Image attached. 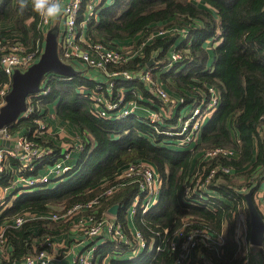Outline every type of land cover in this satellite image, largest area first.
I'll return each instance as SVG.
<instances>
[{"label":"trees","instance_id":"obj_1","mask_svg":"<svg viewBox=\"0 0 264 264\" xmlns=\"http://www.w3.org/2000/svg\"><path fill=\"white\" fill-rule=\"evenodd\" d=\"M90 2L82 0L77 21L79 34L85 28L87 38L93 42L118 46L120 42L133 41L139 34H148L158 24L163 23L166 28L181 21L187 25L183 41L177 43L178 34L158 36L146 44L142 57H135L124 66L140 70L152 64L154 80L161 75L164 81L171 79L172 85L165 83L166 87L175 90L178 97L173 117L162 123L164 127L176 126L177 116L188 105L209 100L210 87L218 92L219 105L205 119L197 142L179 146L176 136L160 133L155 130L156 125L136 115L119 120L94 115L90 96L81 91L91 90L95 84L84 73L71 77L50 73L49 92L31 96L34 104L31 116L17 120L8 130L12 135L27 133L32 138L34 119L41 109L47 117L50 104L56 102L53 115L79 129L82 149L75 152V165L64 180L54 187L15 191L5 199L4 206H0V227L22 212L59 211L61 208L56 210L59 207L88 202L107 188L124 183V178L117 179L116 175L128 164L144 160L158 172L161 190L157 204L143 215L138 209L134 219L147 246L152 242L159 250L119 259L129 248L104 240L96 246L95 254L111 257L110 264H176L182 236L202 229L221 236V246L216 251L196 240L182 264H249L256 246L250 242L239 245L236 232L241 214L249 229L245 190L253 189L254 201L262 188L260 198L264 201V0H115L98 12L103 0L91 12ZM85 17L83 27L80 22ZM39 22L40 16L32 9L30 0L23 10L19 0H0V24L13 26L0 35L18 38L26 47H33L36 41L42 44L44 34ZM207 41L211 42V51L206 48ZM172 52L181 57L167 65ZM7 79L0 67V87ZM121 85L133 89L126 92L127 99L138 103L149 99L162 104L140 79ZM36 140L51 146L54 154L61 150L51 138ZM217 148L234 153L204 157V151ZM220 168H227L230 173ZM212 170L215 171L206 187L220 198L196 202L197 193L192 187L195 179L203 182ZM236 174L242 178L237 179L238 183ZM11 179L12 173L5 171L0 187L7 186ZM186 186L191 188L189 198L185 195ZM137 191L135 183L126 182L110 195L101 197L96 214L100 218L112 205H119L116 218L129 237L131 250L136 241L127 227L126 209ZM256 207L264 219L263 212ZM45 222L50 221L38 219L27 221L20 228H5L10 262L19 261L33 250L35 228L40 227L42 234L48 233Z\"/></svg>","mask_w":264,"mask_h":264},{"label":"built area","instance_id":"obj_2","mask_svg":"<svg viewBox=\"0 0 264 264\" xmlns=\"http://www.w3.org/2000/svg\"><path fill=\"white\" fill-rule=\"evenodd\" d=\"M81 2L82 0H65L63 2L66 12L59 16L63 25L58 35V50H61L59 56L63 61L71 65L74 63L75 66H73L75 68L79 67V72L84 73L87 80L94 81L95 86L91 87V90L81 91L90 96L94 115L113 120L136 115L138 118H143L150 124L156 125L155 130H159L160 133L176 136L179 146L195 144L199 139L205 119L219 105L218 92L210 87L209 92L211 96L209 100H201L200 103L194 106L186 107L185 110L188 109L185 113L184 111L181 113V111L177 116L176 126H169L170 130H172L171 132L162 123L165 119H171L173 113L171 112L170 115L163 116L161 105L156 106L154 110L149 111L145 116L140 114L136 110L138 106L137 102L126 98V92L133 89H125L121 83L136 78L140 79L158 100L166 104L169 101L167 91L152 77V71L155 67L149 64L140 70L126 68L124 67L126 63L134 60L135 57L143 56L141 49L132 52L130 49L112 46L102 41L93 42L86 36H83L82 33L79 34L77 18ZM94 2L95 0H91L88 5L89 12L94 9ZM86 19L87 17L80 22L81 26H85ZM51 21L52 19L46 20L40 17L39 28L43 31V34H45V30ZM162 32L160 31V33ZM84 44L87 47L84 48ZM42 50L43 41L42 44L36 41L33 47H26L18 38L0 35V67L4 74L8 76L7 81L0 87V98L5 100V95L11 88L13 71L15 69L26 70L32 63L38 60ZM180 57L179 54L172 52L169 55V64L180 59ZM108 67L113 68L109 69ZM93 71L97 72L98 76L91 74ZM49 74L44 76L38 92L27 95L25 109L19 113L11 124L19 119H26L31 116L34 111L31 96L46 95L49 92L50 88L47 87V76ZM44 83L46 84L44 85ZM174 107H176V104ZM45 115L47 114L41 109L39 116L34 119L36 127L32 133V138H29L27 133L10 134L8 127L11 124L0 128V178L5 171L12 173L11 182L7 186L0 187L1 194L5 195V199L10 198L12 191L16 188H19V191H33L44 187H54L64 180L66 173L74 166V164L70 163L72 159L71 152H79L82 149V136L76 134L70 140L69 146L54 154L51 146L39 144L36 140L39 137L48 140L50 126L48 124V116L46 117ZM2 141H8L9 144L5 145L1 143ZM218 153L232 155L234 152L217 148L204 151L203 155L205 158H212ZM220 169L225 173H230L227 168ZM214 171L212 170L211 174L203 182L196 181V184H200L199 190L193 188V192L196 191L197 193L196 202H211V198H220L219 194L206 187ZM122 178H124L122 180L124 183L107 188L102 194L88 202L75 203L68 208H61L59 211L22 212L12 217L11 221L6 222L0 227V264H55L52 252L57 248L49 233L34 238L33 250L19 261L10 262L8 260L9 246L4 236L5 228L7 226L20 228L25 222L34 218L57 222H60V219L64 218L67 222L75 220L78 223L76 227L81 229L83 236L90 241V244L78 252L73 251V257L67 264H94V252L97 243L92 241L95 239H103L102 241L108 240L110 242L116 241L126 245L129 248V258H136L142 252H150L152 249L159 250L160 247H153L154 243L152 242L147 246L137 225L134 231H130L133 239L136 241L135 248L131 250L129 237L125 233L122 223L116 218V215L110 214L107 210L102 217L96 218L101 197L110 195L126 182H133L138 187L137 194L126 209L127 216L128 214L135 216L138 209L140 210V215H143L157 204L162 182L155 167L148 161L140 160L128 164ZM190 189V186H186L185 195L187 198L191 196L189 193ZM260 197L259 202L264 206V201ZM3 203H5V200L0 202V204ZM63 209H66L64 213L59 214ZM259 210L264 215V208H259ZM248 232L249 229L246 227L245 216L241 214L238 218L236 232V240L239 245L245 246L249 242ZM179 234L182 236V233ZM182 239L183 241L179 249V259L176 264H182L184 260L188 259L190 250L196 240L214 248L216 251L223 242L221 236L211 235L208 230L202 229L186 233L182 236ZM66 249H69V247L66 246ZM255 250H260L263 257L261 264H264V240L262 245L256 247Z\"/></svg>","mask_w":264,"mask_h":264},{"label":"water","instance_id":"obj_3","mask_svg":"<svg viewBox=\"0 0 264 264\" xmlns=\"http://www.w3.org/2000/svg\"><path fill=\"white\" fill-rule=\"evenodd\" d=\"M58 27L52 26L44 36L43 50L34 63L26 70L15 69L12 73L11 88L5 95L6 103L0 107V128L11 124L20 112L25 109V99L28 94L40 90L41 82L48 73L61 76H73L79 72L73 65L63 61L58 53ZM1 143L8 145V141ZM253 189L245 193L249 212V242L259 247L264 240V219L258 212L252 199ZM119 205L114 204L109 209L110 214L116 215Z\"/></svg>","mask_w":264,"mask_h":264},{"label":"crops","instance_id":"obj_4","mask_svg":"<svg viewBox=\"0 0 264 264\" xmlns=\"http://www.w3.org/2000/svg\"><path fill=\"white\" fill-rule=\"evenodd\" d=\"M64 1L65 0L62 1V4ZM101 1L102 0H95L94 4L98 5ZM114 1L115 0H103V2L100 3V7L97 8V12L99 11V8L106 7L107 5H112L114 3ZM8 25L9 24H0V27L4 28V27H7ZM10 25H12V24H10ZM54 25H57L58 35H59V32H60L62 25H63L61 18L59 16L56 19H52L50 25L46 28L45 33H47L48 29ZM10 28H12V26ZM81 33L83 36L88 37L85 33V28H83L81 30ZM43 37H44V35H43ZM43 45H44V38H43ZM58 53H59V50H58ZM96 73L97 72H94V71L91 72V74H93V75ZM136 90L138 91L139 89L136 88ZM174 96L178 97L176 94H174ZM141 101L146 102L148 104L142 103V102H140V103L137 102L138 106L136 107V110H137V112H139L140 114H142L144 116L147 115V113L149 111L154 110L156 106L157 107L159 106L149 99H143ZM152 104H155L156 106L153 108V107H151ZM174 109H175V107H173V110H171V112L175 111ZM53 112H54V104L52 106L51 105L49 106L48 124L50 126L49 127L50 134H49L48 138L53 139L54 142L56 143V145H58V147H60L61 149H64L67 146L62 139H67V138H68V140L73 139L76 134H79V129L72 126L68 122L60 120L59 118H57L56 116L53 115L54 114ZM207 119L208 118H206V120ZM205 121H204V123H205ZM71 156H72V159H71L70 163L75 165L76 154L74 151L71 152ZM260 190L263 191L262 188ZM131 216L133 217L132 214H131ZM126 221H127V227L129 229V231H131V230L134 231L136 229L135 219L130 218V215L128 214ZM34 230H37V232H38L39 230H41V228L37 227ZM34 230H33V232H36ZM56 235L60 239L61 243L63 241H65V243H69V242L70 243H69V249H66V250L61 249L58 251L57 250L58 248H57V249L53 250L52 257L54 258L55 264H67L73 257V251L78 252V251L82 250L83 248H85L86 245L90 244V241L88 239H86L83 235H76L71 231L67 235L61 236L59 233H56ZM92 242H94V240ZM61 243H58V244H61ZM127 255H129V253H124L122 256L119 257V259L126 258ZM110 259H111V257H109V256L101 258L97 254H95L94 264H110L109 263ZM262 261H263V257H262L260 250H257V251L254 250L252 253V256H251L250 264H261Z\"/></svg>","mask_w":264,"mask_h":264},{"label":"rangeland","instance_id":"obj_5","mask_svg":"<svg viewBox=\"0 0 264 264\" xmlns=\"http://www.w3.org/2000/svg\"><path fill=\"white\" fill-rule=\"evenodd\" d=\"M107 6H110V5H107ZM12 25H8L7 27H4V28H1L0 27V34L2 33V32H4V31H9V30H11L12 28H10ZM164 26V24L162 23V24H158L157 26H155V28L156 29H153V30H151L148 34H139L135 39H133V41L132 40H130L129 42H126V43H123L122 44V42H120L119 44H118V47H122V48H126V49H130L132 52H135L136 50H139V49H141L142 51H141V53L143 54V51H144V47H145V45L146 44H148V43H150L154 38H156V37H158V36H162V35H166V34H178L179 35V39L177 40V43H179V42H181V41H183L184 40V38H185V35L187 34V32H188V27H187V25H185V24H183V22H179V23H176L175 25H172V26H170V27H163ZM13 27V26H12ZM10 28V29H9ZM160 31H163L162 33H160ZM10 36V35H9ZM44 36H45V34H44ZM10 37H12V36H10ZM44 38V37H43ZM143 43V44H142ZM205 45H206V48H208V50L209 51H211V42L210 41H207L206 43H205ZM161 62H163V60H161L160 61V63ZM169 64V63H168ZM73 65L75 66V64L73 63ZM169 65H171V64H169ZM169 67V66H168ZM76 68H78V70H79V67H76ZM161 77H162V75H161ZM158 78L156 81L158 82V83H160V85H162V87L167 91V93H168V103H166V104H161V106H162V112H163V116H168V115H170V113H171V110H173V107H174V105L177 103V97L176 96H174V94H175V90H173L171 87V89L170 88H168V87H166L167 86V84L168 83H170L171 85H172V83H171V79H169V78H167L165 81L163 80V78ZM165 83H167V84H165ZM157 85V84H156ZM168 89H166L164 86ZM155 90V89H154ZM170 100H172V101H170ZM155 104H157V105H159V102H157V101H153ZM55 105L56 104V102H53V103H51L50 105L52 106V105ZM190 107V105H188V108ZM187 108V109H188ZM186 109V110H187ZM175 110V109H174ZM186 110H184V113H185V111ZM166 120V119H165ZM164 120V121H165ZM182 120V119H181ZM205 124V123H204ZM167 130H169V131H171L170 130V128H169V126L166 128ZM174 130V129H173ZM64 142H65V144H66V146H69V144H70V140L71 139H69L68 140V138L67 139H62ZM125 170H126V167L123 169V170H121V172L120 173H118L117 175H116V178L117 179H120V178H122V175L124 174V172H125ZM238 178H240V174H236V181H237V179ZM240 179H242V178H240ZM195 181H198V182H200L201 180L200 179H195ZM263 182V181H262ZM237 183H238V181H237ZM206 185V184H205ZM192 187H194V188H197V189H199V187H200V184L198 183V184H196L195 183V185L194 186H192ZM264 188V187H263ZM20 189L19 188H16V189H14L13 191H12V193H14L15 191H19ZM249 189H246L245 190V193L248 191ZM2 191H0V202H2L3 200H5V195L3 196L2 194ZM257 194V196H256V198H255V200H254V204H256L257 206H258V208H264V206H262L261 204H260V202H259V197L262 195V191L261 190H258V192L256 193ZM255 205V206H256ZM0 206H4V204H0ZM56 207H54V209H55ZM60 208H62V207H59L58 209H56V210H59ZM257 208V207H256ZM66 209H63L59 214H63L64 213V211H65ZM35 217H37V216H35ZM130 218H135V216L133 215V217L130 215ZM39 218H34V219H30V220H28V221H34V220H38ZM61 221L60 222H57V221H50V222H45V223H47L48 224V226L46 225V228L49 230L48 231V233H49V235L52 237V239H53V241H54V243H55V247L56 248H58L57 250L59 251V250H61V249H63V250H66V246L67 247H69V243H65V241H63L62 243H61V241H60V239L58 238V236L56 235V233H59L61 236H63V235H67L70 231L71 232H73L74 234H76V235H83L82 234V231H81V229H79L78 227H76V225L78 224V223H76L75 222V220L73 221V220H71L70 222H67V220L66 219H60ZM49 221V220H48ZM64 222H67V223H64ZM58 223V224H57ZM1 229V228H0ZM39 229V228H38ZM129 230V229H128ZM34 231H36V232H34L33 234H34V236L36 237V238H38V237H41V236H43V234H42V229L41 230H39L38 232H37V230H34ZM95 240H97V239H95ZM58 243H61V244H58ZM97 245H99V244H101L102 243V239L101 240H98L97 242ZM95 253V252H94ZM126 253H129V251H127Z\"/></svg>","mask_w":264,"mask_h":264},{"label":"clouds","instance_id":"obj_6","mask_svg":"<svg viewBox=\"0 0 264 264\" xmlns=\"http://www.w3.org/2000/svg\"><path fill=\"white\" fill-rule=\"evenodd\" d=\"M28 4H29V0H19V7L21 10H23V8L28 6ZM30 4H31L32 9L40 17L46 20L56 19L58 16L66 12V9L64 8L62 4V0H30ZM5 103L6 101L0 98V106H3Z\"/></svg>","mask_w":264,"mask_h":264}]
</instances>
